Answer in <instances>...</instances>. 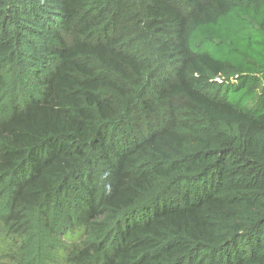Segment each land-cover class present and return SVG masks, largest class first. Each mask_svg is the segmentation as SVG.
Segmentation results:
<instances>
[{
	"label": "trees",
	"instance_id": "trees-1",
	"mask_svg": "<svg viewBox=\"0 0 264 264\" xmlns=\"http://www.w3.org/2000/svg\"><path fill=\"white\" fill-rule=\"evenodd\" d=\"M0 221L16 264H264V0H0Z\"/></svg>",
	"mask_w": 264,
	"mask_h": 264
},
{
	"label": "rangeland",
	"instance_id": "rangeland-1",
	"mask_svg": "<svg viewBox=\"0 0 264 264\" xmlns=\"http://www.w3.org/2000/svg\"><path fill=\"white\" fill-rule=\"evenodd\" d=\"M20 241L18 235L7 232L0 221V264H16ZM62 241L63 244L60 243L53 249L52 258L43 264H76L73 256L80 241L79 233L62 238Z\"/></svg>",
	"mask_w": 264,
	"mask_h": 264
}]
</instances>
